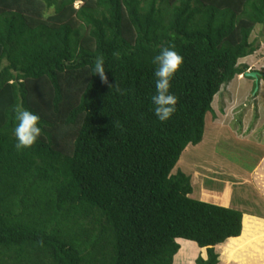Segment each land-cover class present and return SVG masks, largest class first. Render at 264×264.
<instances>
[{
  "label": "trees",
  "instance_id": "trees-1",
  "mask_svg": "<svg viewBox=\"0 0 264 264\" xmlns=\"http://www.w3.org/2000/svg\"><path fill=\"white\" fill-rule=\"evenodd\" d=\"M259 25L264 0H0V264H174L181 245L176 264L246 255L264 220L191 197L192 177L173 171L248 71ZM165 47L184 63L161 122L152 61ZM16 106L41 118L32 148L15 147Z\"/></svg>",
  "mask_w": 264,
  "mask_h": 264
},
{
  "label": "rangeland",
  "instance_id": "rangeland-1",
  "mask_svg": "<svg viewBox=\"0 0 264 264\" xmlns=\"http://www.w3.org/2000/svg\"><path fill=\"white\" fill-rule=\"evenodd\" d=\"M82 4L78 1L75 7ZM251 40L258 50L239 64L264 73V26H257ZM212 106L215 114L206 116L203 141L188 146L173 174L181 171L192 177L191 197L264 220V79L257 85L253 78L237 76L222 87ZM182 249L181 245L177 256ZM215 250L221 264V251ZM242 252L246 255L228 259L227 264H264V233H253Z\"/></svg>",
  "mask_w": 264,
  "mask_h": 264
},
{
  "label": "clouds",
  "instance_id": "clouds-1",
  "mask_svg": "<svg viewBox=\"0 0 264 264\" xmlns=\"http://www.w3.org/2000/svg\"><path fill=\"white\" fill-rule=\"evenodd\" d=\"M152 62L156 66L154 71L155 93L151 97L152 110L159 121L165 122L171 119L177 110L178 98L172 93L171 86L172 80L182 68L184 58L174 48L165 47L153 57ZM104 65L103 58L97 57L94 72L106 81ZM13 111L15 121L13 132L16 149L32 148L42 134L41 118L22 106H16ZM223 260L224 257L221 256L222 264Z\"/></svg>",
  "mask_w": 264,
  "mask_h": 264
},
{
  "label": "water",
  "instance_id": "water-1",
  "mask_svg": "<svg viewBox=\"0 0 264 264\" xmlns=\"http://www.w3.org/2000/svg\"><path fill=\"white\" fill-rule=\"evenodd\" d=\"M244 76L255 79L257 85H259L261 79H264V74L258 71H247Z\"/></svg>",
  "mask_w": 264,
  "mask_h": 264
},
{
  "label": "crops",
  "instance_id": "crops-1",
  "mask_svg": "<svg viewBox=\"0 0 264 264\" xmlns=\"http://www.w3.org/2000/svg\"><path fill=\"white\" fill-rule=\"evenodd\" d=\"M202 254V253H201ZM202 256L204 257V258H207V250L205 249V253L204 254H202ZM177 259V256H175V260H174V264H176V260ZM181 264H184V262L182 261V263ZM188 264V263H187ZM194 264H196V263H194Z\"/></svg>",
  "mask_w": 264,
  "mask_h": 264
},
{
  "label": "flooded vegetation",
  "instance_id": "flooded-vegetation-1",
  "mask_svg": "<svg viewBox=\"0 0 264 264\" xmlns=\"http://www.w3.org/2000/svg\"><path fill=\"white\" fill-rule=\"evenodd\" d=\"M259 72V71H258ZM262 73V72H261ZM264 74V73H263Z\"/></svg>",
  "mask_w": 264,
  "mask_h": 264
}]
</instances>
